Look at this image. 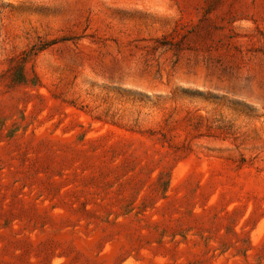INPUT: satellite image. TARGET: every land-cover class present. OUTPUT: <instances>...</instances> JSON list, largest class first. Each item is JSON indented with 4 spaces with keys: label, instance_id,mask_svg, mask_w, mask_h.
Masks as SVG:
<instances>
[{
    "label": "rangeland",
    "instance_id": "374dc122",
    "mask_svg": "<svg viewBox=\"0 0 264 264\" xmlns=\"http://www.w3.org/2000/svg\"><path fill=\"white\" fill-rule=\"evenodd\" d=\"M0 264H264V0H0Z\"/></svg>",
    "mask_w": 264,
    "mask_h": 264
},
{
    "label": "trees",
    "instance_id": "16d2710c",
    "mask_svg": "<svg viewBox=\"0 0 264 264\" xmlns=\"http://www.w3.org/2000/svg\"><path fill=\"white\" fill-rule=\"evenodd\" d=\"M22 64V68H21V71H20V76H19V79H23L24 76H26V73L24 71V62H20ZM24 81V80H22Z\"/></svg>",
    "mask_w": 264,
    "mask_h": 264
}]
</instances>
